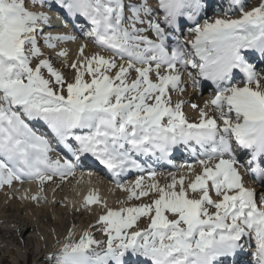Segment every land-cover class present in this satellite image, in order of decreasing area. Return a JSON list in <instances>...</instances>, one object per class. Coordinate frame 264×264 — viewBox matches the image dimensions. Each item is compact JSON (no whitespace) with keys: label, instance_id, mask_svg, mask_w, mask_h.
<instances>
[{"label":"snow or ice","instance_id":"snow-or-ice-1","mask_svg":"<svg viewBox=\"0 0 264 264\" xmlns=\"http://www.w3.org/2000/svg\"><path fill=\"white\" fill-rule=\"evenodd\" d=\"M250 2L0 0V188L35 181L41 194L30 199L55 203L44 185L90 157L113 178L144 173L140 157L171 164L181 147L193 157L163 185L150 166L147 185L144 175L117 181L127 201H150L105 203L90 225L104 239L69 231L47 264H235L253 240L264 264V190L240 171L264 189V0ZM52 10L106 54L86 57L82 44L69 63L67 49L55 50L76 37L52 34ZM188 84L212 92L204 107L191 103L195 122L171 96ZM99 203L95 192L84 200Z\"/></svg>","mask_w":264,"mask_h":264},{"label":"bare ground","instance_id":"bare-ground-1","mask_svg":"<svg viewBox=\"0 0 264 264\" xmlns=\"http://www.w3.org/2000/svg\"><path fill=\"white\" fill-rule=\"evenodd\" d=\"M55 24L56 25L50 29L53 35H78L73 41L59 42L55 51H59L61 48L67 49L69 52V58L74 56V60L77 59L78 50L82 44H87V47L84 50V56L86 57H90L94 53L100 52L95 48L96 46H94L93 43L88 41V39L78 41V38L82 36V33L77 28H75L73 34H71V29L73 28H68V24L62 23L60 26H58L57 23ZM211 97V88L206 84L203 88H196V90L192 89L187 99L180 100L187 102L188 105L196 103L199 106H204L205 102ZM172 100L174 103L179 101L175 99ZM211 112L212 110L209 113L211 114ZM186 116L193 122L197 121L199 118L192 117L188 114H186ZM62 151L64 152V150ZM52 155L53 158L59 157L54 153ZM88 160L95 162L91 157ZM154 161L156 162L155 159ZM192 161L193 158L188 162ZM150 167L157 172L156 180L161 185L170 182V177L167 176L169 172L176 173L177 177L186 173V169L178 171V167L172 168L170 165L167 166L159 163H155V166ZM240 171L244 178H249L250 175L244 173L242 167ZM145 172H147V170ZM141 174L142 173L132 170L128 172L127 178L124 181H121L111 179L107 176H91L82 173L77 169L74 177H69L62 182L57 177L53 182H48L44 185L42 195L47 196L49 201L54 200L55 203H44L43 201L37 203L30 199L33 195L41 194L40 187L35 181L25 180L23 183L16 182L10 189H4V192L0 191V240L8 246H14L18 254L14 259L21 264L18 257H25L26 254L31 255L30 250L35 249L34 244L37 240L44 242V249L41 251H34L36 256L40 258L41 255H45V253L53 249V246L58 244L57 240H59V245L61 247L62 244L66 242L64 239L67 237L69 231L75 233L73 239H78L81 235L80 233L84 230L90 231L94 237H101L102 234H100L95 228L90 227V225L96 224L97 221L92 212L96 211L99 214L102 213V211L105 212V203L111 208L131 206L130 201H127L128 193L117 187V181L124 184H131ZM144 177V183L147 185L150 181L147 175ZM127 179H129V182H125ZM188 179H194V176H191ZM258 186L260 185L258 184ZM92 192L99 195L101 203L86 206L84 204L85 197ZM25 196L29 198L26 199ZM150 198L151 197H143L142 201L136 202L137 204L141 202L147 203L150 201ZM79 206L88 208V212H85ZM10 250L11 247L4 248L5 252H10ZM253 251H256V249L254 248L251 250V252Z\"/></svg>","mask_w":264,"mask_h":264},{"label":"rangeland","instance_id":"rangeland-1","mask_svg":"<svg viewBox=\"0 0 264 264\" xmlns=\"http://www.w3.org/2000/svg\"><path fill=\"white\" fill-rule=\"evenodd\" d=\"M257 2V0H251V2H250V4H249V7H251V6H253L255 3ZM82 22V21H81ZM71 31V30H70ZM72 34V33H71ZM83 35H84V38H83ZM183 35L184 36H187V32L186 31H184L183 32ZM78 35L76 34L75 35V37H77ZM85 40V39H88V41L89 42H91L92 43V41H91V39L90 38H86V33H84V34H82V36H80V38H78V41L80 40ZM95 46V45H94ZM95 48H97V47H95ZM42 50L43 51H45V55H48L50 52H51V50H48V49H46V48H44L43 46H42ZM97 50H99L100 52H101V50L100 49H98L97 48ZM102 53V52H101ZM53 54V53H52ZM102 54H106V53H102ZM74 56L73 57H71V58H69V63L72 61V60H74ZM55 66L57 67V68H61V64L59 63V62H56V64H55ZM61 70L64 72V74H65V76L69 79V80H71L72 79V77H73V71H72V69H70V68H61ZM188 89H189V91H188ZM192 89H194V90H196V88H193L190 84H188L187 85V87H186V91L184 92V93H180V92H173V93H171V96H172V99H175V100H180V99H187L188 97H189V95H190V92L192 91ZM204 93H205V91H204ZM203 93V94H204ZM202 94V95H203ZM205 106V105H204ZM204 106H199V107H204ZM211 108H209V109H207V111H211L210 110ZM194 110V111H193ZM199 109L197 108V109H193L192 107H191V104H189L188 105V103L187 102H185V105H184V112L186 113V114H188V115H190V116H192V117H196V118H198L199 117ZM199 119V118H198ZM193 158V157H192ZM192 158H190V159H192ZM171 167V166H170ZM172 168H176V167H173L172 166ZM243 169H244V167H242ZM171 171H173V170H171ZM175 171V170H174ZM196 171L198 172L199 171V168L197 167L196 168ZM141 175H147V172H145V173H142ZM194 176V175H193ZM102 177V176H101ZM55 179V178H54ZM126 182H129V179H127L126 180ZM244 182H245V184H246V187H249V188H252V189H254V182L257 184V182L253 179V177L252 178H250V176H249V178H244ZM15 183V182H14ZM13 183V184H14ZM49 183H51V182H49ZM258 185V184H257ZM11 187H13V186H11ZM11 187H8V186H5L4 188H0V191H2V192H4V189L5 190H7V189H10ZM215 198V197H214ZM20 201H21V199H20ZM22 203H23V201H22ZM135 204H137V202H136V200H134V201H130V205L132 206V205H135ZM80 208H82L85 212H88L87 211V209L88 208H86V207H81V206H79ZM89 210V209H88ZM92 213H94V216L96 217V219L98 220V218H99V216L100 215H102V214H104V211H102V213H98V212H96V211H94V212H92ZM139 224H140V226L141 227H143L144 225H145V220L142 218L141 220H140V222H139ZM80 234H82V233H80ZM79 234V235H80ZM67 238V237H66ZM66 238L64 239V241H66ZM95 238H97V239H103L104 237H103V235L101 236V237H99V236H95ZM251 245H255V242H254V240L252 241V244ZM7 246V247H6ZM33 246V245H32ZM8 247H11V250H10V252H5L4 251V248H8ZM13 247V248H12ZM34 248L35 249H31L30 251H31V255H25V257H18L19 258V261L21 262V264H47V260H46V257L49 255V254H51V253H55V252H57L58 250H59V248H60V245H59V243L58 244H56L55 246H53V249L52 250H49L47 253H45V255L43 254V255H41V257L40 258H38L37 256H36V253H34V251L35 250H39V251H41L42 249H44V242L43 241H41V240H37L36 242H35V244H34ZM256 249V248H255ZM12 252V253H11ZM16 256H18V254H17V252H16V249L14 248V246L13 245H11V246H8L6 243H4V242H1V240H0V264H19V262H17L15 259H14V257H16Z\"/></svg>","mask_w":264,"mask_h":264}]
</instances>
